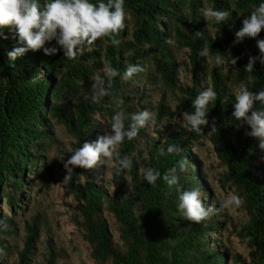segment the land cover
I'll return each mask as SVG.
<instances>
[{"label":"trees","instance_id":"1","mask_svg":"<svg viewBox=\"0 0 264 264\" xmlns=\"http://www.w3.org/2000/svg\"><path fill=\"white\" fill-rule=\"evenodd\" d=\"M39 2L43 6L45 0ZM260 3L264 0H124L127 27L117 37L119 47L98 40L75 60L62 51L50 57L43 50H29L11 61L8 53L20 45L5 29L8 38L0 37L1 205L12 215L20 212L39 167L45 169L41 179L46 189L64 183V195L71 199L67 215L94 264H264V150L257 138L247 135L251 129L239 126L232 116L241 83L250 91L264 90V64L259 59L253 73L244 71L249 57L261 56L256 40L264 39V30L256 39L236 38L243 19ZM205 7L229 15L221 23L206 22L199 11ZM167 37L175 46L165 43ZM204 47L210 57L220 52L226 63L217 67L201 57ZM179 54L185 56L181 64ZM231 57L239 58L235 66ZM106 62L120 75L113 79V95L94 102L91 77L98 71L103 76ZM136 64L145 70L125 79L127 67ZM209 87L217 99L208 105L209 125L201 135L190 130L181 114L194 111L193 100ZM145 109L154 114L155 123L120 145L121 158L131 159L130 169L117 174V163L108 161L105 182L104 165L91 170L61 166L54 179L45 162L57 127L70 141L69 158L83 143L109 132L117 112L130 116ZM129 123L125 121L126 128ZM168 145L178 146L180 153L168 154ZM201 148L213 157L219 188L243 200L235 208L243 215L238 225L227 221L226 211L212 199L198 159ZM181 160L187 161L184 171L179 169ZM149 167L161 177L176 167L182 190L199 189L204 206L213 209L209 217L199 223L183 217L175 186L170 188L162 178L150 185L141 171ZM10 220L0 213V248L7 253L0 264H8L12 256L14 264H30L37 251L40 217L24 222L19 251L7 240ZM231 236L243 246L242 252L226 248ZM46 244L44 264H58L61 257L52 240Z\"/></svg>","mask_w":264,"mask_h":264},{"label":"clouds","instance_id":"2","mask_svg":"<svg viewBox=\"0 0 264 264\" xmlns=\"http://www.w3.org/2000/svg\"><path fill=\"white\" fill-rule=\"evenodd\" d=\"M199 11L206 22L214 20L216 23H221L229 15L227 11H217L211 7L201 8ZM126 19L124 0H106V2L99 0V3H92L90 0H45L43 6L39 0H0V37L8 38L3 35V31L7 29L13 33V39H17L20 45L8 53L11 61H15L29 50L34 52L43 50L44 55L50 57L62 51L67 59L75 60L98 40L119 47L121 41L117 37L126 29ZM262 30H264V3H260L243 19L242 27L236 32L237 41L245 38L256 39ZM195 34L200 36L202 32ZM165 43L175 46L176 41L167 37ZM256 44L261 56L249 57L244 69L249 73H253L257 59L264 64V39H257ZM219 53L217 51L215 56L210 57V50L204 47L199 55L210 58L217 67H220L226 61ZM238 59L231 57L230 63L235 66ZM144 70L139 64L129 65L124 78L131 79ZM102 72L103 76L98 71L91 77V95L94 102L113 95V79L120 75L118 70L107 62ZM216 99L217 93L209 87L193 100L191 105L194 111H185L181 114L182 120L190 126L191 131L204 135L202 129L209 125L206 118L208 105ZM234 99L232 116L239 122V126L247 125L251 129L247 135L257 138L260 141L259 147L264 150V90L250 91L246 84L241 83L234 93ZM119 103L122 104L123 100ZM129 119L130 123L126 128L125 121ZM150 123H155L154 114L147 109L130 116H126L123 111L117 112L112 117L110 131L99 135L95 141L85 142L82 147L77 148L64 161L65 169L73 166L91 170L104 165L106 161L117 163V174L130 169L131 159L127 156L121 158L120 145L125 139L129 141L135 139L139 130ZM211 129L212 131L216 129L214 121ZM180 151L181 149L176 145H168L166 150L168 154H179ZM161 154L164 152L162 151ZM186 163V160L180 161V171H184ZM141 171L150 185H155L157 180L162 178L170 188L175 186L179 193L178 211L188 221L199 223L207 219L213 211L212 208L204 206L199 189L182 190L176 167L165 172L162 177L157 169L149 167ZM242 204L243 200L239 195L230 193L221 202L220 210L238 208ZM6 255L4 249L0 248V257Z\"/></svg>","mask_w":264,"mask_h":264},{"label":"rangeland","instance_id":"3","mask_svg":"<svg viewBox=\"0 0 264 264\" xmlns=\"http://www.w3.org/2000/svg\"><path fill=\"white\" fill-rule=\"evenodd\" d=\"M178 58L181 64L185 56L179 54ZM63 133L61 128H56L54 132L56 142L53 145V150H50L45 162V165L51 167L54 179L56 180L61 174L59 167H64V161L68 159L66 153L69 151L70 141ZM198 159L207 182L212 189V199L221 204L231 192L228 191V193H225L215 182L216 171L212 170L211 167L213 157L206 152L205 148L200 149ZM53 160H56V163L52 164ZM110 166L111 163L106 161L104 164L105 182L109 176ZM38 168L36 176L30 179L29 190H25L20 212L12 215L0 203V213L2 216L6 215L11 219L9 223L10 236L7 238L8 242L15 246L16 250H21L25 235L23 229L24 222L38 215L41 220V231L36 241L37 251L31 257L30 264H44V255L47 252L46 243L50 240H52L55 251L61 257L58 264H94L81 241L80 234L76 231L74 224L70 222L69 216L67 215L66 205L70 203L71 199L64 195V183H57L52 185L50 189H46L41 179L45 169ZM72 168L74 167L69 166L66 170ZM225 211L227 214V221H233L235 225L240 224L243 218L242 214L236 212L235 208L225 209ZM225 246L229 251L242 252L243 250V246L234 236H231L229 242ZM14 263L15 256H12L8 259V264Z\"/></svg>","mask_w":264,"mask_h":264}]
</instances>
